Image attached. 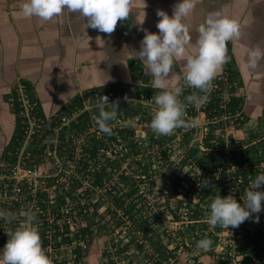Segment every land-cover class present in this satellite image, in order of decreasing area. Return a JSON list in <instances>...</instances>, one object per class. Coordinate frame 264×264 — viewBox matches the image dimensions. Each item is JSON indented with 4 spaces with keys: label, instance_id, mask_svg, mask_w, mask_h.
I'll return each mask as SVG.
<instances>
[{
    "label": "built area",
    "instance_id": "2783aa9c",
    "mask_svg": "<svg viewBox=\"0 0 264 264\" xmlns=\"http://www.w3.org/2000/svg\"><path fill=\"white\" fill-rule=\"evenodd\" d=\"M226 57L225 64L227 65L229 57L228 55ZM212 83L213 88L208 94V101L200 107L188 104L185 100V97L191 95L195 90L187 87L184 82L180 86L182 87V93L179 99L185 104V119L187 121H198V123L187 129L177 128L173 133L178 134L181 142L187 135H194L197 140L196 148L199 150L197 157L193 158L194 161L192 160L191 164L187 165L188 167L182 178H189V188L194 193L196 200L203 199L201 202H203L205 210L197 220L196 214H199L198 211L185 205L181 218L189 222H182L181 225L187 223L192 225L194 228L193 237L196 242L204 238H210L213 243L224 240L227 243V249L220 254L222 264H264V211L253 214L250 219L236 228L230 226L227 229L217 225L212 229L207 222L210 204L216 195L219 194L222 197L232 195L238 203L243 205L241 197L249 189L251 181L258 174L264 173V139L252 141L250 145H242L231 140V132L240 129L246 122L242 109L234 110L231 108L232 97L237 96L239 92V82L230 78V72L226 68L225 72L215 77ZM185 90L188 93H184ZM101 96L99 94H82L79 98L84 108H76L74 111H62L60 113L61 117L53 121L54 116L42 115L40 104L30 97L27 86L23 82H18L15 85L8 102L17 121L16 129H18L20 137L17 138L16 142L19 147L16 151L10 150L0 157V210L11 212L16 218L11 223L0 219V249L4 247L9 239V233L16 230V228L13 229V226H17V228L26 227L27 211L33 212L36 216L42 215L47 219L46 239L48 243L44 249L51 260V264H56L55 260L63 250H71L72 252L77 247L83 249V251L88 249L92 239L89 235L81 236L68 244L63 243L64 237L72 238L77 231L75 218L71 214L73 205L67 203L62 207L59 210V214H61V217H59V214L54 213L53 209L50 208L55 202V197L51 195L54 194L55 188L40 190V187L41 184H44L45 178L57 177L61 173L64 174L61 183L68 182V176L73 174L75 161L82 158V151L87 145V140L84 135L73 136L68 133L62 141V132L81 113L90 110L93 107H91L92 103L97 106ZM121 96L120 94L118 97H109L108 101L109 103L121 102ZM154 96L141 95L138 99V102L144 106L150 115H153L152 111L156 109ZM150 122L151 119L148 120L147 118L144 121L138 117L129 118L125 116L111 121L110 126L112 129L131 126L137 135L143 128L152 130ZM92 128H98L95 122H93ZM97 130L99 129L90 133L98 134ZM161 137L166 138V135H161ZM63 143H66L67 148L71 151L66 153L64 151L61 154L63 159H61L60 148ZM249 147H254L252 161L243 162L244 157L242 155ZM115 149L116 147L109 148L107 151L105 150L106 152L100 153L96 162L98 167H101L104 156L108 159L123 157ZM219 149L224 154L222 164L213 166L210 160L202 162L210 152ZM64 155H68V160L65 161ZM70 156L72 157L71 160H69ZM138 158H142V156H137ZM45 163L56 165L53 174L42 171ZM123 173L127 176L132 175L127 170H123ZM206 181L209 182L207 187L204 184ZM88 183L85 182V185L89 186ZM257 190H264V186ZM40 192L48 194L47 200L39 198ZM82 205H87V202L84 200ZM257 215L259 216L258 222L255 221ZM130 222L129 220L124 223L130 224L131 233L135 236L138 234L136 224ZM41 224L43 225V223ZM66 228H68L67 231ZM151 228L155 229V226L152 225ZM139 234L144 237L142 238L144 239L145 252L153 255L149 242L153 236ZM173 238L180 242L183 237L179 236L178 238V235L175 234ZM115 247L116 250L119 247L122 248L121 245H115ZM176 251L177 249L172 251L174 256ZM114 255L113 259L116 256L118 257L116 253ZM118 258L121 259V256ZM175 259L176 256L175 258H169V262L172 263ZM128 263L130 264V262ZM123 264H126L125 261Z\"/></svg>",
    "mask_w": 264,
    "mask_h": 264
},
{
    "label": "crops",
    "instance_id": "0c3cea01",
    "mask_svg": "<svg viewBox=\"0 0 264 264\" xmlns=\"http://www.w3.org/2000/svg\"><path fill=\"white\" fill-rule=\"evenodd\" d=\"M22 2L0 0V157L17 128L8 99L18 82L27 86L32 99L48 117L61 113L82 94L118 91L121 87L127 95L129 85L158 89L151 76L145 74L144 63L132 51L139 50L143 29L158 33L157 11L171 16L179 0H130L129 16L118 21L111 34L86 28L87 18L70 11L49 21L24 18L18 15ZM212 11H220L239 24L240 36L226 45L229 61L215 77L228 68L239 82L237 98L246 122L231 132V140L250 145L264 139V0H196L195 8L183 20L192 37L186 55L195 54L196 29ZM256 49L261 56L256 67L250 68ZM185 63V58L175 59L172 73L181 75ZM182 82L169 80L168 89L181 86ZM118 95L119 92L113 97ZM226 249L224 240L212 242L200 263L222 264L218 256Z\"/></svg>",
    "mask_w": 264,
    "mask_h": 264
},
{
    "label": "clouds",
    "instance_id": "9594fccd",
    "mask_svg": "<svg viewBox=\"0 0 264 264\" xmlns=\"http://www.w3.org/2000/svg\"><path fill=\"white\" fill-rule=\"evenodd\" d=\"M196 0H179L169 16L165 11H157L159 20L156 24L158 33L143 29L144 36L138 51L133 50L136 59L145 65V74L150 75L155 88L161 89L154 96L156 110L150 122L151 129L159 135H171L177 128H189L198 121L185 119V104L179 99L182 87L168 89L169 80L180 81L198 90L185 97L188 104L200 107L208 101V94L213 88V80L226 62L227 42L240 36L239 24L220 11H212L205 17L197 31L194 48L195 54L186 55V46L192 43L189 26L183 22L195 8ZM65 11L79 13L87 18L86 28L96 29L111 34L117 22L129 16L130 0H23L18 15L24 18L38 17L49 21ZM261 51L252 52L250 68H255ZM185 58L182 74L172 73L175 59ZM126 99V98H125ZM98 115L94 116L98 129L112 135L110 122L117 119L119 101L109 103L108 97L101 96L97 102ZM205 187L209 182H204ZM264 173L258 174L251 181L243 197V205L232 196H215L210 204L207 222L210 228L217 225L229 229L238 227L250 219L253 214L264 211ZM15 215L0 210V219L11 223ZM35 220V217H32ZM259 221V216L255 217ZM9 239L0 249V264H51L49 256L42 247L38 228L18 227L9 233ZM212 241L208 238L197 241V248L208 249Z\"/></svg>",
    "mask_w": 264,
    "mask_h": 264
},
{
    "label": "trees",
    "instance_id": "16d2710c",
    "mask_svg": "<svg viewBox=\"0 0 264 264\" xmlns=\"http://www.w3.org/2000/svg\"><path fill=\"white\" fill-rule=\"evenodd\" d=\"M230 78L232 80H236L233 73H230ZM145 82L147 83L146 80ZM194 90L195 92H198V90ZM117 92H119L123 97V101L119 102L117 119L126 116L129 118L138 117L146 121V118L148 120L153 118L156 109L153 110V115H150V113L147 112V110L141 103L136 102L134 100L130 102H125L124 99H136L139 98L140 95L144 94L148 97H151L152 95H156L160 92V90L158 89L151 90V88L144 89L141 87L129 85V94L127 95L125 91L121 89V87L118 89V91H96L89 93V95H94L95 93H98L99 95L106 96L109 98L115 96ZM184 93H188V91L185 90ZM76 108H84L80 98H77L70 106L66 107V109L62 111H74ZM231 108L234 110L242 109L241 101L239 98H237V96L232 97ZM40 110L42 112L41 107ZM42 115L46 116L43 112ZM96 115H98V107L94 105L90 110H86L81 113L77 117V119L72 122L68 128H65V130H63L62 132V141H64L63 139L68 133L72 134L73 136H82L88 133L86 137L87 145L82 151V158L78 161H75V166L73 169L74 171L71 176H68V182L61 183L62 176L64 175L63 173H61L57 177L45 178L44 184H41L40 187V190H43L44 188H55V202L53 205L50 206V208L53 209L54 213L59 214V210L65 205H67V203H71V205H73L71 214L75 218L77 231L73 234L72 238L64 237L63 243H71L72 241L77 240L81 236L85 235H89L92 237L88 245V249L86 251H83V249L79 247L73 249L72 254L74 256L75 262H80L85 256L90 254L92 244L94 243L93 235L95 228L98 229V232L103 231L102 233H108V230L110 227H112V225H115V227L119 228L124 223L122 219L124 217H128L131 223L134 222L136 224V228L144 231L146 234H148V231H151L152 224H150L147 218H143V216H145L144 213L145 208H147V206L144 205L143 207H140L139 209H137V211H135L137 207L135 204L136 200H139L140 202L142 201L143 203V199L145 200L147 197L146 193L140 194L141 187L139 185L144 182L143 177L150 181L148 185L150 188H153L155 186L154 177L160 173L155 170L151 173V175H148L151 170V167L144 163V160L145 158L152 157L149 155L145 156V154L158 152L164 155L162 158H170V156L167 154L168 148L166 150L163 149L166 143L165 137H161L158 139L152 137L153 139H151L150 141V146L147 147L148 152H142L143 147L141 143L143 141L138 140L137 135L131 126L122 129H112L113 134L110 136L104 133H102V135L100 136L96 133H90L89 131L93 127V122H95L93 117ZM60 117L61 116L59 113L55 115L52 120L54 119L53 121H56ZM72 135L71 138L73 137ZM191 136L192 135H187L186 137ZM19 137L20 134L18 132V129H16L12 141L5 149V153L10 150L16 151V149L19 147V144L16 142V140ZM116 146L120 147V149L122 150L120 154H122L124 158L121 157L115 159H108L104 156L102 166L98 167L96 162L100 153L106 152L109 148H113ZM70 151L71 149L67 148L66 143H63L60 148L61 159H63V155H61L63 152L66 153ZM253 151L254 147H249L246 150L245 154L243 155V162L252 161V157L254 155ZM198 154L199 150L196 148V146L193 149L189 150L186 153L185 157H183V165H190L193 158L197 157ZM140 155H143L142 158L132 160L131 165H135V169H133L132 175L127 176L125 173H121L117 177L116 182L112 183V188H108L107 190H105V194L108 196L107 199L106 197H103L100 201L93 200L92 195L96 196L99 192L98 190L105 187L107 183H110L112 181L113 176L115 177V175L117 174L116 171L122 167V160H127L131 157H137ZM223 156V151L219 149L218 151L210 152L208 156L204 157L202 162H207L208 160H210L212 165L216 166L222 164ZM71 159L72 157L70 156L69 160ZM66 164L68 163L66 162ZM134 175H137L140 178L139 181L135 179ZM83 179H86L89 182V186L87 188L85 182L82 181ZM180 182L181 179L175 182V187H170L171 190L174 192V196L178 194V185L180 184ZM39 198L47 200L48 194L40 192ZM84 200L87 202V205L83 206L82 203ZM107 201L109 204L108 207L101 212V206H103V204H107ZM121 213H123L122 216H120ZM59 217H61V214H59ZM199 217L200 214H196L197 220L199 219ZM33 221H35V224L37 222L43 223V225L38 229V231L41 237L42 247L44 248L48 243L46 239V230L48 224L47 219L42 215H38L35 216V220ZM158 226L159 225L157 224V228ZM15 228H17V226H13V229ZM67 229L68 228H66V231ZM154 238L155 237L150 238L149 240L150 247L152 248V251L154 253L153 255L149 256V260H151L152 264H163V262L167 261L169 258H175L173 252L170 250L168 251L167 249V245H169L170 243L166 245L160 235L157 236L158 239ZM129 248V245L122 248L119 247L117 249L116 254L118 256H123L125 251ZM138 248H140L142 251L144 250L142 246H138ZM105 254L106 251H104V255ZM156 255L158 256L155 257ZM58 262L59 261L57 258L55 260V263L58 264Z\"/></svg>",
    "mask_w": 264,
    "mask_h": 264
},
{
    "label": "rangeland",
    "instance_id": "374dc122",
    "mask_svg": "<svg viewBox=\"0 0 264 264\" xmlns=\"http://www.w3.org/2000/svg\"><path fill=\"white\" fill-rule=\"evenodd\" d=\"M138 99L126 98L124 100L125 102H130L132 100L138 102ZM94 105L96 104H91V107ZM96 129L98 128H91L92 131L90 130L89 132H95ZM97 133L102 135V132L99 130H97ZM87 135L88 133L84 136L87 137ZM152 137L158 139L161 138V135L155 133L153 130H150V128H143L137 133L138 140L143 141L141 143L143 147L142 152H148L147 147L150 146V141L153 139ZM196 143L197 140L194 135L191 137H185L181 142V140H179L178 134L172 133L171 135H166V143L163 148L165 150L168 148L167 154L170 156L169 159L162 158L164 155L158 152L145 154V156L149 155L152 157L145 158L144 160V163L151 167L148 175H151V173L155 170L160 173L154 177L155 186L153 188H150L148 185L150 181L143 177L144 182L139 185L143 193L140 192V194L146 193L147 197L145 200L143 199V203L142 201L140 202L139 200H136L135 204L137 207L135 211L146 205L147 208H145V217L149 220L150 224L155 226V229L151 228V231H148V236L152 235L158 239L157 236L160 235L166 245L170 243L167 245L168 251H175V249H177L175 255L176 259L174 262L171 263L168 259L167 261L163 262V264H201V257L204 256L205 252L209 251L207 249L197 248L196 239L193 237L194 228L191 224L187 223L181 225L182 222H189L187 220L184 221L181 218V215L184 213L183 210L185 205L197 210L199 214H203L205 211L204 205L202 204L203 202H201L203 199L196 200L194 193H192V190L189 188V178H182L188 167L183 165V157H185L189 150L196 146ZM115 150L118 153L122 151L119 146H116ZM64 156L65 161L68 160V155ZM134 159H137V157H131L127 160L121 161L122 167L116 171L117 174L115 177L113 176L112 181L107 183L105 187L99 189V192L96 196L92 195L94 201H100L103 197H106V199L108 198V196L105 194V190L112 188V183L116 182L117 177L123 173V170L133 173L135 165L132 166L131 163ZM54 168H56V165L53 163H45L42 171L44 173L53 174ZM134 176L135 179L139 181L140 178L137 175ZM180 179L181 182L178 185V194L174 196V192L170 187L174 186L175 182ZM82 181L88 182L86 179H83ZM87 187L88 186H86V188ZM51 195L53 197L56 196L55 192ZM108 205V201L107 204H103L100 209L101 212L104 211ZM26 214V227L35 225L39 229L42 226L41 223L37 222L35 224V221H33L32 217L36 216L33 212L27 211ZM122 215L123 213L120 214V216ZM145 217L143 216L144 219H146ZM129 220L130 219H128V217H124L122 219L123 222H128ZM157 224L159 225L158 228ZM108 231V233H102L103 231L98 232V229L95 228L93 235L95 242L93 241L94 243L92 244L90 254L85 256L80 262L74 261V256L71 250H63L59 253L58 264H123L124 261L126 264L128 262H131V264H152L151 260H149V256L151 255L145 252V250L142 251L140 248H138V246H142L144 248V237L142 236V238L139 234L141 233L143 235H147L144 231L136 228L138 234L134 236L131 233L132 230L130 228V224L126 223L122 224V226L119 228L115 227V225H112ZM175 234L178 235V238L179 236L183 237L180 242L174 240L173 235ZM96 243L98 244V248L95 245ZM115 245H121L122 247L129 245L130 248L125 251L123 256H121V259L118 258L119 256H116L113 259L115 256L114 253H117ZM104 251H106L105 255ZM218 257H220V255Z\"/></svg>",
    "mask_w": 264,
    "mask_h": 264
}]
</instances>
